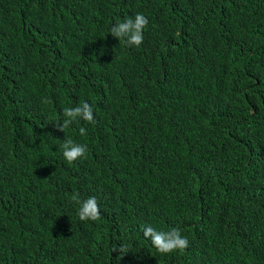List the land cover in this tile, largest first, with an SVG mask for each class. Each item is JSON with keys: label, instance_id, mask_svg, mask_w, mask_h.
Returning a JSON list of instances; mask_svg holds the SVG:
<instances>
[{"label": "trees", "instance_id": "1", "mask_svg": "<svg viewBox=\"0 0 264 264\" xmlns=\"http://www.w3.org/2000/svg\"><path fill=\"white\" fill-rule=\"evenodd\" d=\"M0 264H264V0H0Z\"/></svg>", "mask_w": 264, "mask_h": 264}, {"label": "clouds", "instance_id": "2", "mask_svg": "<svg viewBox=\"0 0 264 264\" xmlns=\"http://www.w3.org/2000/svg\"><path fill=\"white\" fill-rule=\"evenodd\" d=\"M149 21L141 13L134 17H128L123 22H118L111 28V36L117 40H123L128 46L139 47L144 40L143 31ZM64 119L57 124V130L64 132L70 125L82 119L87 122H94L93 108L87 102H81L78 106L63 109ZM80 135H86V129L80 128ZM62 154L65 160L71 164L81 157H85L86 145L75 143L71 138H65L61 143ZM71 199L80 205L78 216L81 221H97L100 217V208L95 197H88L81 201L79 193H74ZM144 237L150 239L152 246L161 254H170L177 250H184L188 247V240L181 235L179 228H173L168 232L157 231L149 226L143 229ZM119 252V258L128 254L126 246H119L113 252Z\"/></svg>", "mask_w": 264, "mask_h": 264}]
</instances>
